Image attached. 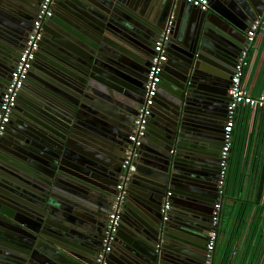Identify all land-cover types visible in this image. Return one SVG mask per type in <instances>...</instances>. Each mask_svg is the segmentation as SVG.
I'll return each mask as SVG.
<instances>
[{
  "label": "crops",
  "instance_id": "crops-1",
  "mask_svg": "<svg viewBox=\"0 0 264 264\" xmlns=\"http://www.w3.org/2000/svg\"><path fill=\"white\" fill-rule=\"evenodd\" d=\"M207 1L208 8L210 4L214 10L207 9L206 13L214 11L231 23L235 30L241 31L242 35L246 34L249 22L261 7L260 0ZM21 2L0 0L1 55H4L3 46L15 41L24 24L25 15L20 16L21 8H24ZM161 2L162 0H56L53 18L47 19L42 26L46 46L38 57L45 60L48 71L45 85H40L38 90V104L30 111L32 128L27 133L13 129L12 133L5 135V132L1 139L0 264H55L44 258L46 254L57 264H62L60 260L67 257L71 260L70 264H92L94 261L99 248L101 228L113 197V186L120 172V161L116 157L122 153L123 141L126 134L131 132L132 118L143 98V71L140 70L139 85L135 82L139 87L132 90L126 82L112 81L107 63L113 59L120 63L128 60L133 63L132 59L124 57L123 53H126L141 60L145 71L152 42L146 40L144 53L140 52L137 42L142 41V36L149 38L154 33L152 22ZM194 8L196 7L180 2L177 8L175 6L166 14L162 23L164 28L172 16L173 33L166 46V60L155 104L148 118L141 147L135 156L137 169L130 183V195L122 209L123 217L118 233L123 242L125 238L139 235L135 225L137 216L146 223L151 222L149 209L140 202L139 197L146 190L153 195L162 190L164 184L158 174L163 166L161 160L164 159L161 152L169 154L171 149L174 150L171 156L179 157L177 168L179 174L183 175L185 173L180 169L186 167L180 166L185 165L186 159L180 154L200 149L198 161H195L199 171L196 182L175 183L177 192L172 203L175 202L178 208L171 205L170 213L168 212L171 219L166 224L164 233L161 231L164 238L161 239L160 236L157 244L159 246L163 242L170 252L180 251L185 255L195 254L200 257L204 247L201 236L205 231L204 215L207 214L210 218L212 202L215 200L214 183L218 149L221 145L219 129L224 112L226 86L245 39L240 34L233 35L229 27L226 34L221 32L231 37L233 42L218 36V40L213 42L222 49L212 52L198 49L193 36L195 32L198 33L202 12ZM24 13L26 14L25 10ZM109 13L113 14L112 19L117 24L122 25L120 28L118 24V28L133 34L131 37L135 44L128 46L120 33L100 25L108 19ZM211 18L214 23H209V30L216 33L220 31L217 27L219 23L214 16ZM100 37L114 40L117 51L121 54L114 52L112 47L100 45L95 50L87 43ZM90 47L95 52L88 55L93 57L90 62L99 71L95 74L98 78H83L80 66L82 63L75 53V50H83L87 54ZM196 56L200 59L197 67L193 63ZM190 64L191 69L187 72L184 67ZM123 65L125 68L121 72L130 74L133 69ZM181 72H184L185 78ZM180 76L183 81L185 79L183 83H190L197 88L194 89L196 93L191 94L193 99L209 103V107L215 112L214 116L220 120L216 124L200 121L202 128L198 131H192L183 124L181 128L184 144L179 143L177 146L178 142L175 141L167 144L164 132L167 123L161 115L168 112V104L177 108L184 104L179 102L178 97L182 84ZM242 80L250 94L264 93V28L257 33L249 48L248 65L244 68ZM35 82L32 79L29 83L32 93ZM114 85L120 89L114 90ZM119 100L132 108L129 125L124 126L126 130L118 129L110 116L115 109H119L116 103ZM24 110L26 112V108ZM208 111L204 113L210 115ZM57 127L63 130V137L56 133ZM111 134L118 141L116 148H113V156L117 160L110 159L105 144L107 136ZM195 144L197 148H192ZM262 169L264 111L241 107L237 111L234 127L229 177L233 178L234 171L236 174L243 172L244 177L246 176L243 184L247 186H240L235 196L224 200L213 264H264V215L260 208H254V202H260L261 199L256 185L262 176ZM232 182L231 180L229 186H235V182ZM170 187L175 192L173 186ZM231 190L233 189L227 188V191ZM245 200L249 201L250 206L243 208ZM179 202L189 205L184 208ZM143 225L147 236H150L149 229L145 227L147 225ZM35 245L41 247L42 256L28 250ZM119 249L121 253L112 254L108 264H121L125 250L122 247ZM129 262L128 264H139L136 260Z\"/></svg>",
  "mask_w": 264,
  "mask_h": 264
},
{
  "label": "water",
  "instance_id": "water-1",
  "mask_svg": "<svg viewBox=\"0 0 264 264\" xmlns=\"http://www.w3.org/2000/svg\"><path fill=\"white\" fill-rule=\"evenodd\" d=\"M27 2H29V1H27ZM180 2H183L186 5L192 7L189 3H186L185 0H165V1L162 0V2L159 3V6L157 8L156 17L154 19V22H152V29L154 30V33H152L149 38H146V35L142 36V41L137 42L139 45V50L141 53H144V49L146 46V40H151V42L153 44L154 40L158 37V35L164 29V28H162V23L164 21L166 14H168L171 10H173L175 6L177 8L178 5L180 4ZM259 2L261 5L260 10L256 12V14L252 18V20L249 22V25H248L246 31L249 29L250 25L256 19V17L263 14L264 2H263V0H260ZM194 9H197V11H201L198 8H194ZM208 9L214 10L212 8V6L210 7V4H209ZM201 12H202V14L199 17L200 18V23H199L200 27H199L198 33L195 32V34L193 36L194 43L197 45L198 49H205L209 52H212L213 50L216 51V49H218V48L222 49V48L216 46L213 42V40L217 41L219 37L224 38L229 42H233V41H231L232 40L231 37L225 35L226 31L229 27L231 30L230 32L233 35H235V36H236V34L242 35L241 31L238 32L237 30H235L233 28V26L230 25L231 23H228L226 20H224L221 17H219L218 15H216V13L214 11H210L209 13H206L205 11H201ZM55 15H56V13H55ZM211 16H214L216 18L217 22L219 23V26H217V27L219 28L220 31H217L216 33L209 30V28H210L209 23H211V24L214 23ZM112 17H113V14L110 15V13H109L108 19L104 20L105 21L104 24H100V25L102 27L106 26L105 27L106 29H109L113 32L116 31V32L120 33L123 41L125 43H127L128 46H132V44H135V43H133V41H135V40L131 37V36H133V34L130 32L125 33L123 30H121L120 28L122 27V25H120L119 23H118L119 24L118 25L112 19ZM119 20H121V19H119ZM121 21H123V20H121ZM117 25L120 28H118ZM173 26L174 25L171 26L170 36H169V39L167 41V44L170 43L171 36L173 33L172 32ZM124 29H126V28H124ZM221 31L224 32L225 34L222 33ZM246 31H245V33H246ZM242 36H244L243 37V40H244L245 34ZM114 42L115 41L111 40L110 38H106V40H105L104 37H100V38L94 40L92 43L90 41H87V43L89 45H91V47H93L95 50H97L98 45H100V47H103V46L107 47V48L112 47L114 52L121 54L120 52L117 51V45H115ZM84 43L86 44V42H84ZM167 44H166V46H167ZM91 47L88 49L87 54H85L83 50H79V49H78L79 51L75 50V53L78 54V56H77L78 60H80L82 63V65H80V66L82 69L81 74L83 75V78L94 77V76H96L95 74L97 72H99L95 67L91 66L90 58H93V57L92 56L90 57L88 55V53L93 55L95 52ZM242 47H243V44L238 51L239 53L242 50ZM151 48H152V46L150 47V51H151ZM120 50L123 51L122 49H120ZM239 53H238V55H239ZM123 54H124V57H126V59H130V60L132 59V61H134V62L131 63V61L128 60L126 62L120 63V62L113 59L111 62L107 63V65L109 67L108 73L110 74L112 81H114L116 83L118 81L126 82L129 84V87H128L129 89L135 90L137 87H139L138 85L140 83L141 71H143L144 76H145V72L147 71L148 64H149V58L147 59V65L145 64V71H144L142 69L144 63L141 60H139L138 58H135L133 56L131 57V55H129V54H126V53H123ZM145 54H146V52H145ZM197 58H198V56L195 57V59H196L195 62L193 61V63L195 64L194 65L195 67H197V63L199 62L198 60H200ZM122 63L133 69L132 72H130V74H128L127 72H125V73L121 72L122 68H125ZM191 64H192V62H191ZM191 64L186 65V66L184 65L185 66L184 70H187V72H188L191 69ZM192 68H193V66H192ZM184 70H182V71H184ZM181 75L183 76V78H185L184 72H181ZM180 79H181L182 84H180L181 93L178 97H179V102L182 101L184 104H181L180 108H177L173 104H171V105L168 104V108H167L168 112H165L164 115H161L163 120L167 123L164 127V132L167 135L166 140L168 141L167 142L168 145L173 144L174 141L176 143L178 142L177 146H179L180 144H184L183 143L184 142L183 133H182L183 130L181 128V126L183 124H185V126H189V128H191L192 131H198L199 129L202 128L200 121L206 120L207 122H209L211 124H216L217 120L218 121L220 120V119H218L217 116H214L213 113H215V112L211 110V107H209L210 106L209 103L202 102V101H195L193 99L191 94H193L195 92L194 89L197 90V88L190 83H187V84L183 83V82H185V79L183 81L181 76H180ZM135 82H138V85H135ZM113 89L119 90L120 88L117 87L116 85H114ZM189 97H191V99ZM119 102H116L117 106H119V109L118 110L115 109V112L110 113L111 114L110 116L112 117V120H113L115 126L118 129H123L124 126L129 125L130 118L132 117V108L129 105L125 104L124 102L122 103L121 100H119ZM208 110H210V111H208ZM205 111H208L210 115H206V113H204ZM188 115L190 117H188ZM57 129H58L59 133L58 132H56V133L59 136L63 137V135H64L62 132L63 130L61 128H58V127H57ZM123 130H126V128H124ZM113 137H114L113 134H111V136H107V138L105 140V144H107V149L109 150L108 154H109L110 159L118 158V160L120 161V172L116 176L117 179L114 183L113 191H112V193L114 195L115 185L118 182L119 175L122 173L121 163L123 160V155L121 154L119 157H116V158L113 156V154H114L113 148H116L115 144L118 142L117 139H114ZM66 146L68 147L67 144H66ZM140 147L141 146L137 147L136 154L138 153ZM165 147L167 148V145H165ZM192 148H197L196 144ZM219 149H220V147H219ZM219 149H218V152H219ZM199 151H200V149H198V150L196 149L193 151L187 150V151L180 154V155H184V158L186 159L185 165L180 166V167H186V168L180 169L182 172L185 173L183 175L179 174V169L177 168L178 167L177 161H178L179 157L176 158L175 155L171 156L172 153L174 154V150L171 149L169 154H166L164 151L161 152V154L164 156V159L161 160V161H163V163H162L163 166L160 167L161 172L158 174L160 176L161 181L164 184V185H162V190L159 191V193L155 194V195H153L151 192L146 190V192L143 193L139 197L140 202H142L145 205V207H147L149 209V213L151 214V222L146 223L140 219L141 217L137 216V218H135V220H136L135 225L137 227L136 231L139 232V235L138 236L135 235L134 238H132V237L125 238V240L123 242H122L123 238H121V235H120V233H118V230H117L116 239H115L114 247H113L114 249L112 250V252L108 256L107 264H108L110 257L112 256V254L116 255L119 252L121 253L119 247H122L125 250L123 253L124 258L122 259L121 264H128V263H130L129 260H133V261L136 260L139 264H207L206 263V243H207L206 231L208 232V230H209V217L207 214L204 215L205 219H204L203 225H204L205 231L201 235L203 240H204V244H203L204 247H203L202 255L200 257L195 256V254L185 255L184 252H180V251L170 252L166 249V246L163 242H161L159 244V246L157 245L158 241L160 240L159 237L161 236V239L164 238L163 235H161V231L164 233L166 224L168 225V223L171 219L170 214H169L168 218L166 220H162V214L160 211V207L162 205L164 195L166 192L170 191L171 192V195L169 197L170 207L172 205L175 208H178V206H177V204H175V202L172 203V201H173L172 199L177 192L176 188H174L175 183L180 182L182 184H193L196 182V178H197L196 175L199 173V171L196 167L195 161H198L197 156H198ZM135 161H136V157L134 160V165L136 164ZM136 169L137 168L135 165V172H136ZM135 172H133L130 175V177L126 183V200H125V203L123 205V208L125 207L127 199L130 195V192H131L130 183L132 182V179L135 175ZM171 185L173 186L175 192L172 189L171 190L169 189V188H171L170 187ZM214 191H215V198L214 199H216L217 195H216V190H215V183H214ZM213 202H212V204H213ZM179 203H181L184 208L189 205L186 202H179ZM168 212L170 213V209ZM122 217L123 216H122V211H121L118 229L120 227V222L122 221ZM143 224L147 225L145 227H147L149 229L150 236H147V233L145 232V228L143 227L144 226ZM148 225H150L151 227H148ZM103 227H104V225L101 228V233H102ZM101 233H100V238H101ZM4 240L8 241L7 238H4ZM148 241H149V243H148ZM99 245H100V241H99ZM28 250H30V252L35 251V253L40 254L41 247L35 245L32 248H28ZM116 250H118V251H116ZM20 253H22V252L20 251ZM112 257H111V259H112ZM44 258L48 261H51V262L57 264L56 261L54 262L52 259H49L50 256H48L47 254L44 256ZM70 262H71V260L68 257L66 259H64L63 261L60 260V263H62V264H70ZM92 264H94V261L92 262Z\"/></svg>",
  "mask_w": 264,
  "mask_h": 264
},
{
  "label": "built area",
  "instance_id": "built-area-1",
  "mask_svg": "<svg viewBox=\"0 0 264 264\" xmlns=\"http://www.w3.org/2000/svg\"><path fill=\"white\" fill-rule=\"evenodd\" d=\"M56 0H41L38 10L32 21L26 41L19 52L14 67L10 72L9 79L0 97V141L5 132L6 125L10 120L12 110L19 96L21 89L27 79V75L35 60L39 44L42 39L43 23L53 14V6ZM191 6L201 11L208 9L207 0H185ZM264 2V0H263ZM264 12V11H263ZM173 17L170 16L166 26L154 40L152 44V55L146 73L144 83V94L140 105L134 116L131 132L127 137L126 146L121 163L122 173L115 185V193L111 200L106 216L105 224L102 229L100 245L94 257V264H107L109 254L112 252L116 234L118 230L120 214L126 200V183L130 175L135 172L134 157L136 149L140 146L145 135L148 118L152 113L158 92L163 64L166 60V44L170 36ZM264 28V13L256 17L245 34V43L240 51L233 73L230 77L228 88V101L225 107V120L222 125L221 146L217 161V177L215 180L216 199L211 206L209 218V230L207 232L206 243V263L213 264V256L216 241L219 234V220L222 206L225 199L226 183L229 175L231 150L233 147V134L236 125L237 111L241 107L251 110L264 111V93L257 95L250 94L243 83L244 68L248 65V51L254 43L257 33ZM261 191L259 200L254 203V208H260L264 215V169H262ZM244 177V173H243ZM246 176L244 177V179ZM246 180V179H245ZM244 181V180H243ZM259 182L256 186H258ZM245 184H247L245 182ZM244 185V184H243ZM247 186V185H244ZM171 192L165 193L160 211L162 220H166L170 209Z\"/></svg>",
  "mask_w": 264,
  "mask_h": 264
},
{
  "label": "flooded vegetation",
  "instance_id": "flooded-vegetation-1",
  "mask_svg": "<svg viewBox=\"0 0 264 264\" xmlns=\"http://www.w3.org/2000/svg\"><path fill=\"white\" fill-rule=\"evenodd\" d=\"M40 1L41 0H33V2L29 3L26 0H22V2L20 0L22 6L24 7V8H21V15H20V16H23V14L25 15V16H23L25 18L22 17L24 20V24H23L22 28L20 29V32L16 35L14 42L10 43V44L9 43L6 44L5 46H3V48L1 47L3 52H4L3 53L4 55L0 54V97H1V94L3 92V89L5 88V86L7 84V81H8L9 76H10V72H11L12 68L14 67L17 56H18L19 52L21 51V49H22V47L26 41L28 32L31 28L32 21L36 15L37 10H38ZM24 10L26 11V14L24 13ZM53 15H54V10H53V14L49 18V20H51L53 18ZM44 44H45L44 37H42L40 44H39V49H38L36 56H35V60L32 63V67H31V69L27 75V79H26V81L23 85V88L21 89L19 96L16 100V103H15L14 108L12 110V114L10 116V120H9L8 124L6 125V129H5L6 133L4 132L5 135L7 133H10V132L12 133L13 129L20 130L23 133H27L32 128V127H30V120H29L32 117L30 115V111L32 109H34L35 106L38 104V102L36 100L38 90L41 88L40 85H45L46 73L48 71L47 66L45 65V60L42 59L41 57H38L39 53H41L42 50L45 49L46 45H44ZM0 52H2V51H0ZM151 55H152V48H151V51L149 53V62H150ZM148 66H149V64H148ZM146 72H145V76L143 79L144 81H143V87H142V93H141L142 97L144 94V83L146 80ZM230 77H229V80H228V83L226 86V91H225L224 112H223V117L221 118L220 129H219L220 136H222V125H223V122L225 120V107H226L227 101L229 99L228 88H229ZM32 79L36 80V82L34 84L35 90L33 93H32V91L30 92L31 86H29V83H31ZM24 101H26V103H24ZM141 102H142V100L140 101V103ZM24 105H27V106L25 107ZM24 108H26V112H25ZM130 120H131V118H130ZM133 120H134V116H133L131 124H130L131 128H132ZM126 135L127 136L125 137V139L123 141L124 144L122 145V153H121L122 155L124 154V150H125L126 146L128 145L127 137L129 135V133ZM1 146H2V140L0 141V147ZM216 176H217V170H216Z\"/></svg>",
  "mask_w": 264,
  "mask_h": 264
},
{
  "label": "trees",
  "instance_id": "trees-1",
  "mask_svg": "<svg viewBox=\"0 0 264 264\" xmlns=\"http://www.w3.org/2000/svg\"><path fill=\"white\" fill-rule=\"evenodd\" d=\"M261 173H262V171H261ZM231 180L233 182H235V186H229V185H231V183H230ZM243 180H244L243 172H239V173L236 174L235 171H234L233 178H230L229 175H228V179H227V183H226L225 199L224 200H226L227 198H231L233 195L235 196V193L240 190V186L242 187ZM233 182H232V184H233ZM261 186H262V184H261V181H260L258 186H257V193H259L261 191ZM228 187L232 188L233 190L227 191ZM243 204H245V206H242L243 208H245L246 206H250L248 200L243 201Z\"/></svg>",
  "mask_w": 264,
  "mask_h": 264
}]
</instances>
